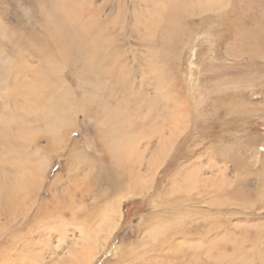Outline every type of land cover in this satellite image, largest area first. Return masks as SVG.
I'll return each mask as SVG.
<instances>
[{"label":"rangeland","instance_id":"rangeland-1","mask_svg":"<svg viewBox=\"0 0 264 264\" xmlns=\"http://www.w3.org/2000/svg\"><path fill=\"white\" fill-rule=\"evenodd\" d=\"M172 2L181 4L180 32L170 34L169 55L154 59L162 73L156 94L147 87L148 67L141 70L130 56L104 89L93 85L92 74L82 82L74 59L58 61L62 83L51 89L68 90L78 101L62 124L37 117L39 104L25 96L0 106V176L11 164L29 180L36 176L30 188L15 181L22 188L0 205V259L12 245L26 251L27 264H264V0H0V73L10 59L29 68L27 76L40 67L38 34L63 7L78 14V23L98 22L108 48L150 60ZM122 73L137 74L138 81L130 85ZM139 84L149 93L139 92ZM92 92L95 105L102 101L100 119L83 110L92 99L81 96ZM122 100L117 111L135 103L130 120L143 127L142 135L157 132L144 139L135 132L131 154L117 147L112 130L120 127L112 106ZM104 109L110 116L103 117ZM10 116L15 121L3 128ZM126 166L142 169L145 190L128 178L116 187V173ZM109 202L119 215L111 227L102 213Z\"/></svg>","mask_w":264,"mask_h":264},{"label":"bare ground","instance_id":"bare-ground-1","mask_svg":"<svg viewBox=\"0 0 264 264\" xmlns=\"http://www.w3.org/2000/svg\"><path fill=\"white\" fill-rule=\"evenodd\" d=\"M189 2H191V0H189ZM170 5H171L170 10L169 11L167 10L168 15L165 16V17H169L170 19H165L166 24H164V26H163L164 27V29H163L164 35L161 38H159L160 41L155 40L154 44L151 47V50H153V52H154L153 56H151L152 53L150 55L151 61L148 59H145V58L143 59V57H139V56L137 58L136 51L132 50V49H130L131 52L128 51L129 49L121 52L115 48L112 49L111 46H109V48H108V45L105 46V44L108 43V42H106V39L109 36L108 35H106L107 37L103 36L102 30L98 27V24H99L98 22L94 23V24L89 23V22L87 24H84L86 21V18H85L84 23H78L77 22L78 20L76 19V16H78V14L76 13V15H73L72 13L68 12V9L63 10L64 7L62 8V10H60V12H63V13H58V15H56L57 13H54L53 15L51 14V17L45 19L46 29H44V22H43L44 32L41 34H38L40 36L37 39L38 47H40L42 49L39 53L40 60H41L40 67L38 69L33 70L30 76H27L24 74L26 73V71H31V70L29 68H24V66L21 64V61H19L20 58H16V61H19L18 64H16V62L13 59H10L11 65L8 66L7 71L5 70L6 73H4V72L2 74L0 73V79H3V83L0 84V86L4 85V87H5L4 90H6V92L4 93V95L0 99V103L3 102L0 106L1 107L4 105L8 106L9 105L8 102H12V101L16 100L18 96H20V97L25 96L28 99L31 98L36 104H39L40 110L36 109V113H35V115L37 117H39L43 121L50 122L51 124H55V123L62 124L63 118L65 117V115L67 113L79 108L78 107V101L73 99L72 93L68 90H61V91H57V93H56L54 91L51 92V89L55 88L56 86L58 87L62 83L61 77L55 76V73L59 72V70H60V64L58 63V61H63L65 64H69L74 59H75V61L77 60V62L79 64V66L75 69L80 70L81 81L84 80V78H83L84 74L85 75H86V73L92 74V75H94V77L92 78V81H91L93 83V85L96 88L100 87V89L101 88L104 89L106 87H103V85L109 84V80L111 82V77H116L115 76L116 66H118L120 63H122L121 61H123V60H124V63L128 64L129 63L128 57L130 56V59H132L133 61H137L136 66H138V68L141 69L142 64H144L145 66L148 67L146 69L149 70V74H151L150 77L152 80L149 79V80H151V82L149 81L147 87L151 86L150 84H152L153 88H155V89L154 90L151 89V90H153V92H154L153 95L156 94L155 93L156 92V86H157V84H159L161 82L159 80H161V78H162V73L160 72V70L154 69V66H153L155 63L154 59L155 58L162 59L161 57H167L169 55V53L172 49L171 41L173 42V40H172L173 38L172 37L169 38L170 34H173L174 37H176V35H178V31H179L178 28H179V21H180V15H179L180 11L178 10V8H180L181 4H180V2H176V3L172 2V3H170ZM151 22H152V20H151ZM87 27L89 28V30L87 29ZM90 28H91V30H90ZM89 31H91V32H89ZM168 33H169V36H168ZM141 35L143 36V34H141ZM144 36H146V35H144ZM143 39H144V37H143ZM149 43H150V41H149ZM146 60H148V65H147V62L144 63V61H146ZM61 69H62V67H61ZM10 72L14 73V75H12L11 77L9 75ZM141 72L144 74V71H141ZM122 74L124 75V73H122ZM102 76H105V78L104 77L102 78ZM129 76H130V74L127 75V78H126V76L124 75V78H122L123 81H125L127 83L130 82L131 83L130 85H132L134 81H138L137 74H131L130 77H132V78H130ZM117 77L119 78V75H117ZM85 81H82V82H85ZM78 82H79L78 83L79 87H82L80 84V81H78ZM139 82L141 84L143 83V81H139ZM137 84H138V82H137ZM140 86H142V85L139 84V88H138L139 92H141V89H142V92H145L147 94L149 93L148 92L149 88L148 89L145 88V90H144L143 88L140 89ZM136 87H134V88H136ZM110 93H112V92H110ZM90 95H88L87 93H85V94L83 93V96H81L82 99L86 98V97H90L92 99V103H90L89 105H83V110L85 111L89 107L85 111L88 113L87 115H90L91 118L100 119L99 116H100L101 107H102L100 104L102 101H100L98 104L95 105L94 100H95L97 95L95 94V92H92ZM99 96H101V95H99ZM142 96L139 98L141 100H144V98H142ZM170 99L171 98H169V100ZM154 100H155V97L154 98L151 97L150 101L155 102ZM103 101H105V99H103ZM122 102H123V100L121 102H119L118 104H116L115 106H112L113 108H112V112H111V117L113 119V123L122 127L123 130L120 131V127L115 128L114 125H112V130L114 131V132L113 131L112 132L115 135V137L118 138L116 141L117 147L120 150H122L124 152V154L128 153V152H130V154H131L132 153L130 151L132 148L131 143L134 141V139L131 137L133 136V134L135 132H138V131L141 132L143 127L139 126V129L137 130L136 127H134L137 124H135V122L130 120L131 116H135L134 114L136 113L135 110H133V108H132V106L135 103L127 101L128 102L127 108H126V105L124 106L127 110L122 115L120 113L121 112L120 110H121L123 105L120 108H118V111H117V106H119V104H121ZM170 103H171V101H170ZM104 110H105V114L103 117H108V115L110 116V109H108V110L104 109ZM136 110H138L137 105H136ZM149 110L151 112H153L154 115H156L157 111H158V109H155L154 104H152V106L149 107ZM139 113H140V111L138 110L137 116H139ZM158 113H159V111H158ZM156 118H158V117H156ZM25 120L26 119H24L22 121H25ZM11 121H15V117L10 116V118H8L7 121H5L3 123V128L10 127ZM129 128H131L130 131L128 130ZM154 131H152V130L151 131H145L144 132L145 135H142L143 132H141L140 139H142V138L144 139V136H146V135L148 136V138L150 136L151 137L154 136V134L157 133ZM171 131H172V129H171ZM162 133H164V129H163ZM130 140L132 141L131 143H130ZM150 140L151 139H149L148 141L144 140L146 143V145H144V146H146L145 149H148L152 146V144H151L152 140L151 141ZM6 141H7L8 145L9 144L11 145L12 140H6ZM158 144L160 145V143H158ZM134 147L135 146H133V148ZM128 157H129V155H128ZM131 165H132V167L135 166L134 162ZM139 165H141V164H137V166H139ZM14 166H13V164H11V168H3L4 170L1 172L2 176H0V205L4 201L11 200V198L13 197L14 191L17 192V194H18V191L23 186H24L23 189L30 188V186L35 183V178H36L35 175L33 176L32 179L29 180L26 178L27 175L22 168H18V166H15V167ZM30 169L31 168H27L26 170L30 171ZM141 170L139 168V169H137V172L133 173L134 172L133 168H127V166H126V168L121 167V169L119 170L120 174L116 173L117 178H120L119 181L116 182V187L119 188L120 185L123 184V180L125 178H128L129 181L131 182V185H134V187L139 189L141 192L143 189L145 190L146 185L142 183L143 178H142L141 173H140ZM146 170H147V168H146ZM21 173H22V176H20ZM152 176L154 177V175H152ZM20 179L21 180L23 179V181H24L21 188H20V186L16 187V185H15V181L18 182ZM12 183H13L14 187L12 186ZM10 185L12 186V188ZM32 187H33V185H32ZM117 188H111V189L113 190V189H117ZM114 192H111L110 194L112 195ZM28 193L29 192L25 193V197H24L25 199H27L28 197L30 198ZM108 197H110V195H108ZM109 204H110V202L106 204L105 207H107V208H104L102 210V213H104L103 214L104 223H107V224H110L111 221H113V219L115 218L114 216H116V215L119 216L118 214L112 215L113 214L112 211L114 212V210H113L114 206L112 203L110 205ZM119 204H120V202H119ZM112 206H113V209H112ZM117 207H119V205ZM117 212H118V208H117ZM3 213L5 215L8 212L6 211ZM114 221H116V220H114ZM107 224L106 225L104 224V225L107 226ZM111 224L109 225L110 227H111ZM142 230H144V231L146 230L145 232H147L146 227L144 229L142 228ZM178 232H176V233L178 234ZM91 236H93V235H90V237ZM13 237H12V239H13ZM30 237L31 236H29V238ZM108 237H109V235H108ZM141 239L144 240L146 238L144 236H142ZM93 241H95V240H93ZM144 241H143V243L145 245L149 244V243H147V241H145V242ZM29 243L30 242H27L26 244L25 243L24 244L29 246ZM24 244H23V246L26 248V246ZM149 247H150V245H149ZM118 248H121V247L119 246ZM12 249H14V253L11 252ZM1 251L2 250H0V252ZM123 252L121 253V255L119 257L125 259L126 254H125V252L124 253ZM117 253H119V252H117ZM24 254H26V251L24 253H22L21 251L18 253V250L15 249L14 246L8 245V253L6 256H3L0 259L1 264H17L18 262L20 264H27V263H25V261L23 259ZM19 258H22V260H20ZM34 258L36 259V257H34ZM90 261L92 262V260H90ZM144 262L146 264H152V263L153 264L154 263L155 264H163L164 263V261H158V260H157V262L151 261L152 263L147 262V261H144ZM140 264H143V262H141Z\"/></svg>","mask_w":264,"mask_h":264}]
</instances>
